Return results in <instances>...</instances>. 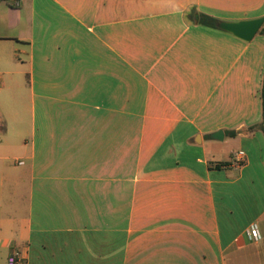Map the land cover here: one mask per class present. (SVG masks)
I'll return each instance as SVG.
<instances>
[{"label": "crops", "instance_id": "crops-1", "mask_svg": "<svg viewBox=\"0 0 264 264\" xmlns=\"http://www.w3.org/2000/svg\"><path fill=\"white\" fill-rule=\"evenodd\" d=\"M193 10L264 0H0V264H264V35Z\"/></svg>", "mask_w": 264, "mask_h": 264}, {"label": "water", "instance_id": "water-1", "mask_svg": "<svg viewBox=\"0 0 264 264\" xmlns=\"http://www.w3.org/2000/svg\"><path fill=\"white\" fill-rule=\"evenodd\" d=\"M264 23V18L243 20V21H220L217 27L227 33L244 41H251L253 37L260 31ZM215 139L223 140L224 133L222 130L212 135Z\"/></svg>", "mask_w": 264, "mask_h": 264}, {"label": "trees", "instance_id": "trees-1", "mask_svg": "<svg viewBox=\"0 0 264 264\" xmlns=\"http://www.w3.org/2000/svg\"><path fill=\"white\" fill-rule=\"evenodd\" d=\"M190 17L198 25L218 29L217 24L220 22V20L216 19L215 17L209 16V15H206L203 13H199V12H196L194 10L190 13ZM259 33L261 35H264V27L261 28ZM260 99H261V107H262V119H261L260 123L250 127V129L259 130L264 134V71H263V76H262V85H261V89H260ZM229 134L231 136H235L236 133L234 131H231ZM224 165L225 164L210 165V168L211 169H213V168L219 169L220 167H222Z\"/></svg>", "mask_w": 264, "mask_h": 264}, {"label": "built area", "instance_id": "built-area-1", "mask_svg": "<svg viewBox=\"0 0 264 264\" xmlns=\"http://www.w3.org/2000/svg\"><path fill=\"white\" fill-rule=\"evenodd\" d=\"M238 156L242 159L244 156V152H239ZM247 234L250 240L257 241L261 239V233L256 225L251 226V228L247 231ZM18 255L19 253L17 251L13 252L8 259V264H16Z\"/></svg>", "mask_w": 264, "mask_h": 264}]
</instances>
